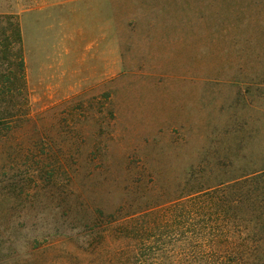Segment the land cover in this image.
Here are the masks:
<instances>
[{
  "label": "rangeland",
  "instance_id": "374dc122",
  "mask_svg": "<svg viewBox=\"0 0 264 264\" xmlns=\"http://www.w3.org/2000/svg\"><path fill=\"white\" fill-rule=\"evenodd\" d=\"M32 3L0 8L28 86L0 138V264L64 263L78 197L113 211L264 166V0Z\"/></svg>",
  "mask_w": 264,
  "mask_h": 264
},
{
  "label": "trees",
  "instance_id": "16d2710c",
  "mask_svg": "<svg viewBox=\"0 0 264 264\" xmlns=\"http://www.w3.org/2000/svg\"><path fill=\"white\" fill-rule=\"evenodd\" d=\"M26 67L20 23L0 16V138L21 120L6 100L19 91L28 97ZM108 167L98 172L108 178ZM186 183L175 196L158 194L152 183L142 190L154 195L124 200L113 211L76 198L74 210L58 219L61 230H53L75 249L62 264H264V166L215 185ZM33 254L45 257L47 249Z\"/></svg>",
  "mask_w": 264,
  "mask_h": 264
},
{
  "label": "crops",
  "instance_id": "0c3cea01",
  "mask_svg": "<svg viewBox=\"0 0 264 264\" xmlns=\"http://www.w3.org/2000/svg\"><path fill=\"white\" fill-rule=\"evenodd\" d=\"M11 1H16L18 3L12 4ZM40 0H0V8L18 6V7H29L34 5L32 2H36L35 5L38 4Z\"/></svg>",
  "mask_w": 264,
  "mask_h": 264
}]
</instances>
